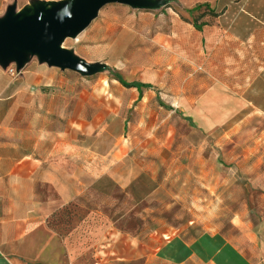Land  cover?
Returning <instances> with one entry per match:
<instances>
[{
  "label": "crops",
  "instance_id": "crops-1",
  "mask_svg": "<svg viewBox=\"0 0 264 264\" xmlns=\"http://www.w3.org/2000/svg\"><path fill=\"white\" fill-rule=\"evenodd\" d=\"M36 1L0 0V17L12 5L19 10ZM172 1L188 17V9L209 4L219 14L214 18L218 23H231L236 39L263 37L264 0ZM134 10L141 12L130 16L132 21L107 16L96 28L104 56L94 62L104 61L103 71H163L172 64L189 71L192 61L203 70V30L210 25L199 31L172 7L158 15ZM243 23L249 26L245 33L239 28ZM44 65L24 67L17 77L0 66V264H264V250L256 260L241 248L243 240L259 239L258 223L264 237L262 190L243 192L233 208L232 234L222 227L220 197L215 218L208 207L203 212L202 196L198 217L180 227L160 216L148 221V213L156 210L145 201L129 209L139 218L129 230L114 226L111 219L97 227L95 215L101 210L75 215L74 209L105 183L127 189L136 182L129 169L134 147L125 139L128 112L118 105L128 89L114 77L83 79L81 89V80ZM130 89L138 91L136 100L144 101L152 86ZM66 209L72 213L61 234L54 223ZM190 231L197 234L185 233Z\"/></svg>",
  "mask_w": 264,
  "mask_h": 264
},
{
  "label": "rangeland",
  "instance_id": "rangeland-1",
  "mask_svg": "<svg viewBox=\"0 0 264 264\" xmlns=\"http://www.w3.org/2000/svg\"><path fill=\"white\" fill-rule=\"evenodd\" d=\"M167 1L183 19L192 22L193 17H188L177 2ZM163 11L161 7L153 12L158 15ZM139 12L107 5L85 31L76 38H68L64 46L96 63L95 59L104 56L103 47L95 40L101 22L107 16L132 21L129 17L139 16ZM209 20L210 28L203 30L202 71L192 61L189 71L184 67L177 70L172 64L163 71L111 69L86 77L44 65L51 72L81 80V89L83 79H113V72L121 74L127 82L140 81L152 86L144 92V101L136 100L138 91L126 87L128 90L121 92L122 101L118 104L128 112L125 139L134 147L129 169L136 182L127 189L114 182L105 183L104 188L89 195L83 207L78 206L80 210L74 209L75 215L82 218L89 210H101L103 214L95 215L97 227L102 220L111 219L114 226L129 230L139 222L129 209L145 201L150 209L156 210L148 213V221L160 216L180 227L198 217L195 211L202 196L203 212L208 207L209 216L215 218L216 197H220L222 227L232 234L233 208L243 192L264 191V33L259 40L236 39L229 31L230 22ZM239 28L245 33L249 26L243 23ZM209 32L212 34L208 35ZM192 39L199 42L198 37ZM38 64V58L32 57L25 68ZM11 67L16 73L8 74L17 77L16 65L11 64L8 69ZM71 213L66 209L56 217L57 232L63 233ZM261 226L259 223L255 226L257 241L246 239L241 245L256 260L264 250V237L259 234Z\"/></svg>",
  "mask_w": 264,
  "mask_h": 264
},
{
  "label": "water",
  "instance_id": "water-1",
  "mask_svg": "<svg viewBox=\"0 0 264 264\" xmlns=\"http://www.w3.org/2000/svg\"><path fill=\"white\" fill-rule=\"evenodd\" d=\"M167 0H38L22 9L10 6L0 17V66L16 65L21 72L32 57L39 63L83 76L106 69L104 63H90L64 46L98 17L102 8L119 4L134 9L166 7Z\"/></svg>",
  "mask_w": 264,
  "mask_h": 264
},
{
  "label": "trees",
  "instance_id": "trees-1",
  "mask_svg": "<svg viewBox=\"0 0 264 264\" xmlns=\"http://www.w3.org/2000/svg\"><path fill=\"white\" fill-rule=\"evenodd\" d=\"M166 7H171L170 2H168ZM187 12L190 14L191 18L193 17L191 24L199 31H201L205 26L210 25V21L204 20L206 17L210 16L211 18H216L219 16L218 13L211 9L209 4H198L194 8L188 9ZM195 13H199V16L195 17ZM184 20L190 23V21L186 19ZM113 75L115 79H117L122 85L127 88L135 87L141 89L142 87H150V85L148 84H143L137 81L127 82L119 73L113 72Z\"/></svg>",
  "mask_w": 264,
  "mask_h": 264
},
{
  "label": "built area",
  "instance_id": "built-area-1",
  "mask_svg": "<svg viewBox=\"0 0 264 264\" xmlns=\"http://www.w3.org/2000/svg\"><path fill=\"white\" fill-rule=\"evenodd\" d=\"M8 70H9V73H10V74H13V75H14V74L16 73L15 70H14L12 67L9 68Z\"/></svg>",
  "mask_w": 264,
  "mask_h": 264
}]
</instances>
